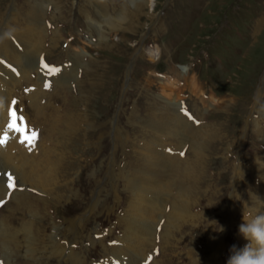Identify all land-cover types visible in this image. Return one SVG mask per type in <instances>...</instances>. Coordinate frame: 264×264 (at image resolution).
<instances>
[{"label": "rangeland", "instance_id": "rangeland-1", "mask_svg": "<svg viewBox=\"0 0 264 264\" xmlns=\"http://www.w3.org/2000/svg\"><path fill=\"white\" fill-rule=\"evenodd\" d=\"M46 1L43 10V0H0L2 135L21 136L27 148L12 167L0 162V264H113L112 248L126 264H226L233 245L248 243L238 231L243 214L264 213V0H148L141 12L142 0H93L105 18L92 0ZM132 12L137 25L108 20ZM26 31L37 57L28 66L27 51L24 74L11 75L18 69L2 55L3 42L20 45ZM13 76L18 84L6 88ZM174 100L190 126L186 139L151 126L172 124ZM152 139L177 178L163 186V218L143 207L145 219L158 221L155 236L133 253L122 245L135 199L125 179L141 177ZM184 205L186 215L174 216Z\"/></svg>", "mask_w": 264, "mask_h": 264}, {"label": "bare ground", "instance_id": "bare-ground-1", "mask_svg": "<svg viewBox=\"0 0 264 264\" xmlns=\"http://www.w3.org/2000/svg\"><path fill=\"white\" fill-rule=\"evenodd\" d=\"M52 1V0H51ZM143 1V5L142 7H140L139 9V6L138 7V10L139 12H141L142 10H145V8L149 9L150 8V4H148V0H142ZM157 2L159 0H156ZM46 3L47 1L46 0H43V4H42V9L44 10V8L46 7ZM92 5L97 8L99 10V13H101V11L103 12L104 11V5L103 3L101 2H97V1H91ZM137 4V3H136ZM92 8V7H91ZM94 9V8H93ZM132 10V9H131ZM135 10V8L133 9ZM35 7L29 12L31 13V15L33 16L35 14ZM125 11H123L124 13ZM127 12V11H126ZM128 13V12H127ZM137 12H132V16H130L129 19L125 17H122V15H119L117 18H111L108 16V20L113 22L115 25L117 23H121V24H134V25H137L139 22V17L138 18H134L133 16H135L134 14H136ZM150 13V12H149ZM148 13V15H149ZM104 14L105 15H102V17H106V12L104 11ZM125 14V13H124ZM154 14V13H153ZM28 15V14H27ZM127 15V14H126ZM140 15V14H138ZM124 16V15H123ZM155 16V15H154ZM113 17V16H112ZM129 17V16H128ZM28 21V20H27ZM90 21V20H89ZM108 21V22H109ZM28 25V24H27ZM40 25L41 23L39 24V26H37V29L40 28ZM105 25V24H104ZM114 25V26H115ZM34 28V27H32ZM124 28V27H123ZM29 29V28H28ZM36 29V30H37ZM109 30V29H108ZM113 30V29H112ZM115 30V29H114ZM36 32V31H35ZM37 33V32H36ZM32 35H34L32 32H29V31H26V36H24L23 38H19L20 41H18L20 43V45L16 42V41H13L11 43H8L7 41H4L3 42V45H4V51L2 52V55L4 56V58L6 59H9L11 60L14 65L17 67L18 69V72L13 68L11 70V75H19L20 73L21 74H24V68L20 66V61L19 59H22L23 58V55H27V51H29V58H31L28 62V66H31L33 64V60L37 57V52L39 50V47H38V43H35L33 44V37L32 38ZM36 38V37H35ZM105 38V37H104ZM102 38V39H104ZM10 39V38H9ZM9 39H5V40H8L10 41ZM105 40V39H104ZM124 40V39H123ZM122 40V41H123ZM116 42V41H115ZM121 43V42H120ZM18 44V45H17ZM103 44V43H102ZM122 44V43H121ZM112 45V44H111ZM103 47V46H102ZM113 47V46H111ZM31 48H34L31 49ZM102 49V48H101ZM111 49V48H110ZM140 52V51H139ZM149 55L150 52H148ZM158 54V53H157ZM84 55H86V52H84ZM153 56L155 55V53L152 54ZM151 56V58L153 57ZM150 59V58H149ZM180 70L182 71H186L187 70V67L183 66L181 68H179ZM90 72V71H89ZM164 83V82H163ZM18 82L16 80V78L13 76L12 78V82H9L5 85L6 88H10L12 89L14 85H17ZM262 84H264V82H262ZM164 87H166L164 85ZM164 90V89H163ZM81 91V90H80ZM263 92H259L258 95H257V101H259V99L261 98ZM166 96V95H165ZM84 97V96H83ZM167 103H169L170 105L168 107H173L171 109H175V111H171L172 115H168L166 116V118L168 120H170L172 122L169 123V122H165L163 118H160V121H156L154 122L151 126L154 127V129L156 131H159L161 132L162 134H165L167 133V130H169L171 127L173 128V131L172 133L177 136L178 135V132L181 134V136H184L185 139H186V135L183 134V132H188V130L190 129V126L189 124L183 120L181 118V116L177 113V107L176 105H179V101L177 100H174L173 102L172 101H168ZM159 104V103H157ZM224 105H227V104H224ZM157 106V105H156ZM256 106V104H255ZM167 107V106H166ZM225 107V106H224ZM150 109V107H149ZM162 109V108H161ZM166 111V110H165ZM170 113V114H171ZM3 116V114H2ZM131 116V115H130ZM161 116V114H160ZM162 117V116H161ZM86 118V116H85ZM149 118V117H148ZM165 118V119H166ZM155 120V119H154ZM138 121V120H137ZM162 124H161V123ZM8 123V119L4 120V121H0V134L2 135L3 132L5 131L3 128L5 126V124ZM167 123H169L167 125ZM70 124V123H69ZM74 125V124H73ZM140 126V125H139ZM181 127V128H178V127ZM94 127V126H93ZM199 132H202V129L200 130H197V132H195V135ZM161 133H160V136H161ZM1 135H0V138H1ZM6 135V134H5ZM7 143L3 146H0V162H9L10 166L12 167L13 164H15L14 161L16 162H19V154L21 152H23L22 148H25L24 145L23 147L20 146V137L21 136H15L13 133L11 132H7ZM159 135V134H158ZM203 133L201 134V137H202ZM210 136V135H209ZM11 137V139H10ZM141 137V136H140ZM143 137V136H142ZM22 138V137H21ZM131 138V137H130ZM147 138V137H145ZM150 138V137H149ZM152 138V137H151ZM194 138V137H193ZM2 139L4 141H6L7 139L2 135ZM10 139V140H9ZM26 139V138H24ZM128 139V138H127ZM126 139V140H127ZM141 139H144V138H141ZM213 139V138H212ZM23 140V138H22ZM54 140V139H53ZM131 140V139H130ZM151 140V139H150ZM154 140V139H152ZM183 140V139H181ZM26 141V140H25ZM24 141V142H25ZM155 141V140H154ZM206 141V140H205ZM51 142V141H50ZM49 142V143H50ZM180 142V141H179ZM211 142V141H210ZM48 143V144H49ZM125 143V142H124ZM182 146L184 144V141H181L180 142ZM194 143V141H193ZM204 143V142H203ZM131 144V143H130ZM151 144V143H150ZM165 144V143H164ZM197 146H198V149L196 151H198V153L201 152L202 150V145L201 143L198 141L196 142ZM207 144V143H206ZM145 145V144H144ZM26 146V145H25ZM63 146V145H62ZM193 146V145H192ZM196 146V147H197ZM47 147V146H46ZM132 147V146H131ZM145 147V146H144ZM161 147V148H160ZM205 146H203L204 148ZM45 148V147H44ZM50 148V147H49ZM212 148V147H211ZM27 149V148H25ZM57 149V148H55ZM164 149V145L161 144V141H159L158 139L153 142V147L151 148H147V151L145 153V157L147 158L148 157V160L145 159V162H146V165H145V170L144 172L140 173L141 174V177L139 178H136L133 179V177H130L129 175H126V184L133 190V195H134V200H132L131 202V209L133 211H131V215H129V212H128V217L126 218L127 219V223L125 224V231L123 233V243L122 245L126 246V247H130V250L134 253L135 251L133 250L134 247H139L141 245H143L145 242L148 243L150 240V237H154L155 236V229H156V226H157V222L158 221H155V220H149L150 218H146V215L145 214H150L152 213L154 210H158L159 212H161L160 216L162 217L164 215V213L166 214V210H165V204L167 203V200H166V196H168L169 194L167 193H164L165 191H167L166 189H164V185H165V182L171 177V179L173 180L174 178H177V175H175V169H173L172 171L170 170L169 168V160L167 158V156L163 155L164 154V151H162ZM30 150V149H29ZM51 150V149H50ZM42 151V150H40ZM46 151V150H45ZM55 151V150H54ZM145 151V150H144ZM28 151H24V153ZM57 153V152H56ZM142 153V152H141ZM189 153V152H188ZM202 153V152H201ZM204 153V152H203ZM23 153H21L22 155ZM38 154V153H37ZM40 154V153H39ZM38 154V155H39ZM205 154V153H204ZM135 155V154H133ZM143 155V154H142ZM141 155V156H142ZM208 155V154H206ZM24 157V155H22ZM197 156V155H196ZM27 157V155L25 156ZM39 157V156H38ZM201 157V156H200ZM22 158V157H21ZM28 158V157H27ZM30 158V157H29ZM34 158V156H33ZM187 158V157H186ZM199 158V157H197ZM202 158V157H201ZM142 159V158H141ZM189 159V158H188ZM22 160V159H21ZM36 160V159H34ZM201 160V159H200ZM33 161V160H32ZM45 161V160H44ZM52 161V160H51ZM193 161V160H192ZM14 162V163H13ZM24 162V160L22 161V163ZM31 162V161H30ZM50 162V161H49ZM185 162V161H184ZM183 162V163H184ZM196 162V161H195ZM29 162H27L26 166L28 165ZM194 164V162H192ZM198 163V161H197ZM202 163V162H201ZM34 164V163H33ZM36 164V163H35ZM200 164V162H199ZM17 165V164H16ZM19 165H21L19 163ZM40 165V163H39ZM192 165V164H191ZM264 165V163H263ZM34 166V165H33ZM37 166V165H36ZM193 166V165H192ZM198 166V164H197ZM21 167V166H20ZM47 167V166H46ZM100 167V166H99ZM19 168V167H18ZM29 168V167H28ZM41 168V167H40ZM39 168V169H40ZM51 168V167H50ZM58 168V166H57ZM56 168V169H57ZM195 168V167H194ZM38 169V171H39ZM101 169V168H100ZM263 169V168H262ZM24 170V169H23ZM22 170V171H23ZM29 170V169H28ZM32 170V169H31ZM35 170V168H34ZM43 170V169H42ZM98 170V169H97ZM179 170V169H178ZM191 170V169H190ZM205 170V169H204ZM264 170V169H263ZM25 171V170H24ZM201 171V170H200ZM26 172V171H25ZM35 172V171H34ZM37 172V171H36ZM40 172V171H39ZM183 172V171H182ZM187 175H191V172L190 171H187ZM262 172V171H261ZM18 174V172H16ZM52 173V172H51ZM50 173V174H51ZM53 173H54V170H53ZM126 173V172H125ZM124 173V174H125ZM180 173V172H178ZM186 173V172H184ZM27 174V173H26ZM39 174V173H38ZM138 174V172H137ZM28 175V174H27ZM30 175H31V172H30ZM41 175V174H40ZM46 175V174H45ZM43 175V176H45ZM185 175V174H184ZM34 176V175H33ZM32 176V177H33ZM36 176V175H35ZM125 176V175H123ZM38 177V176H37ZM46 177V176H45ZM186 177V175H185ZM200 177V176H199ZM31 178V177H30ZM40 178V177H39ZM55 178V177H54ZM181 178V176H180ZM26 179V178H25ZM24 179V180H25ZM36 179V178H35ZM41 179V178H40ZM43 179V178H42ZM124 179V178H123ZM122 179V180H123ZM195 179V178H194ZM23 180V179H21ZM28 180V179H27ZM39 180V179H38ZM37 180V181H38ZM185 180V179H184ZM189 180V179H188ZM33 181V180H31ZM41 181V180H40ZM57 181V180H56ZM54 181V182H56ZM181 181V180H180ZM173 182V181H171ZM178 182V181H177ZM252 181H250L251 183ZM43 183V182H42ZM51 183V182H50ZM153 183V184H152ZM170 183V182H169ZM175 183V182H174ZM173 183V184H174ZM198 183V182H197ZM204 183V182H203ZM249 183V182H248ZM263 183V182H262ZM29 184V183H28ZM35 183L32 182V185H34ZM41 184V183H40ZM45 184V183H44ZM43 184V185H44ZM54 184V183H53ZM177 184H180L177 183ZM191 184V183H190ZM196 184V183H195ZM257 184V183H256ZM32 185L30 186L32 188ZM52 184H50V187H51ZM172 183L170 184V187H171ZM176 185V184H175ZM182 185V184H181ZM192 185V184H191ZM249 185V184H248ZM264 185V184H263ZM39 186V185H38ZM247 186V185H246ZM41 187V186H40ZM168 187V186H167ZM191 187V186H190ZM193 187V186H192ZM251 187V186H250ZM262 187V186H261ZM260 187V188H261ZM188 188V187H187ZM194 188V187H193ZM40 189V188H39ZM45 189V188H44ZM124 189V188H123ZM173 189V188H172ZM198 189V188H197ZM248 189V188H247ZM262 189V188H261ZM127 190V189H126ZM161 190H163L161 193H159ZM175 190V189H173ZM179 190V188H178ZM178 190H176L178 192ZM180 190H182L180 188ZM179 190V191H180ZM264 190V189H263ZM42 191V190H41ZM187 191V190H186ZM193 191V190H192ZM201 191V190H200ZM1 192V191H0ZM169 192V191H168ZM249 192V191H248ZM260 192V191H259ZM164 193V194H163ZM202 193V191H201ZM148 194H151V196H160L163 198V201L161 203H159L157 200H150L148 198ZM189 195V194H188ZM150 196V195H149ZM171 196V195H170ZM57 197V196H56ZM132 197V196H131ZM130 197V198H131ZM138 197L140 199H138ZM240 197V196H239ZM186 198H188L186 196ZM200 198V197H199ZM18 199V198H17ZM132 199V198H131ZM20 200V199H19ZM18 200V201H19ZM186 200V199H183V201ZM190 200V199H189ZM192 200V199H191ZM15 201V200H14ZM17 201V200H16ZM194 202V200H193ZM177 203V202H176ZM184 203V202H183ZM130 204V203H129ZM179 205V203H177ZM107 205V204H106ZM175 205V204H174ZM102 206V205H101ZM100 207V206H99ZM143 207L145 208V210H148L146 211L147 213H142V212H145L143 211ZM106 208V207H105ZM129 208V206H128ZM188 208L190 209V207H187V205H184V207H182L181 209H179L176 213V217H179L182 219L183 216L186 215V212H188ZM95 209V208H94ZM108 209V208H107ZM110 209V208H109ZM113 209V208H112ZM111 210V209H110ZM175 210V209H174ZM112 211V210H111ZM105 212V211H104ZM157 212V211H155ZM126 215V214H125ZM153 215V214H152ZM191 215V214H190ZM151 216V215H150ZM125 217V216H124ZM163 218V217H162ZM186 218V217H185ZM189 219V218H188ZM79 219H77L78 221ZM124 222H125V219H123ZM184 221V220H183ZM187 221V220H186ZM182 225V224H181ZM74 228H78V226H73ZM169 232V231H168ZM170 233V232H169ZM25 235V234H24ZM165 235V234H164ZM27 237V236H26ZM172 237V236H171ZM28 239H31V236L29 235V237H27ZM150 243V242H149ZM154 243V242H153ZM246 243V242H245ZM41 244V243H40ZM38 247V246H37ZM105 249V248H104ZM107 249V248H106ZM239 249V248H238ZM108 251V250H107ZM109 252V251H108ZM57 254H60L61 255V252H55ZM113 255V257L110 259H107L109 261V263H113V264H126V261H125V255H121L116 249L114 250L112 248V252H111ZM146 256V255H145ZM145 256L143 258H137L138 261H144L145 260ZM53 257V256H52ZM108 257V256H107ZM68 260L72 261L73 264H83L84 261H81L79 259H77L76 257H68ZM136 260V259H135ZM92 263V262H91ZM90 263V264H91ZM105 263V262H104ZM128 264V262H127ZM131 264H135L134 262H132ZM138 264H141L138 263Z\"/></svg>", "mask_w": 264, "mask_h": 264}, {"label": "clouds", "instance_id": "clouds-1", "mask_svg": "<svg viewBox=\"0 0 264 264\" xmlns=\"http://www.w3.org/2000/svg\"><path fill=\"white\" fill-rule=\"evenodd\" d=\"M238 231L248 243L239 249L233 245L226 264H264V213L251 218L243 214Z\"/></svg>", "mask_w": 264, "mask_h": 264}, {"label": "snow or ice", "instance_id": "snow-or-ice-1", "mask_svg": "<svg viewBox=\"0 0 264 264\" xmlns=\"http://www.w3.org/2000/svg\"><path fill=\"white\" fill-rule=\"evenodd\" d=\"M13 103H15V101ZM10 116L15 117L16 113L11 112ZM10 127H11V125H10ZM36 139H37V134H36V132H33L32 136L30 138H28L29 145H32ZM21 142L23 143L24 141H21ZM4 144H5V141L3 139H0V146H3ZM12 180H13V177L11 175H9L8 176L9 183L7 185L9 189H12L15 187L14 183H12Z\"/></svg>", "mask_w": 264, "mask_h": 264}, {"label": "water", "instance_id": "water-1", "mask_svg": "<svg viewBox=\"0 0 264 264\" xmlns=\"http://www.w3.org/2000/svg\"><path fill=\"white\" fill-rule=\"evenodd\" d=\"M131 65H132V63H131ZM131 65H130V67H131ZM129 67V70H128V72H127V77L129 78V75H130V72H131V68Z\"/></svg>", "mask_w": 264, "mask_h": 264}]
</instances>
